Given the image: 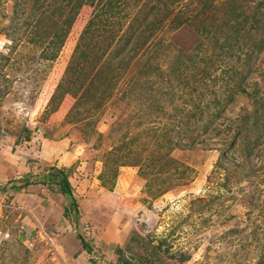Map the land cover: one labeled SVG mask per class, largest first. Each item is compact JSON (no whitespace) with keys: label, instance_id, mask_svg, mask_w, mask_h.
<instances>
[{"label":"rangeland","instance_id":"1","mask_svg":"<svg viewBox=\"0 0 264 264\" xmlns=\"http://www.w3.org/2000/svg\"><path fill=\"white\" fill-rule=\"evenodd\" d=\"M18 1L0 0V178L14 161L19 167L28 162L36 173L26 175L43 178L50 164L40 159V153L53 149L54 142V153L61 145L74 152L75 160L67 168L78 213L70 210L68 220L72 233L92 246L98 264L115 261L117 247L140 264H264V152L258 158L245 156L250 170L239 173L229 169L233 158L236 163L243 159L236 144L227 148L231 134L209 139L201 132L191 147L173 143L170 147L165 139L172 130V141H178L181 125L175 124L182 115L177 111L191 109L195 101L184 102L195 99L199 88L197 76L175 80L169 76V66L177 56L189 65L185 70L189 75L206 62L218 66L228 41L224 38L229 37L226 29L237 38L228 41L237 42L228 64L238 63L236 54L242 48L246 90L251 92L257 82L260 95L264 93V46L257 51L249 47L262 38L264 29L227 25L233 26L243 14L251 15L264 0H122L120 11L116 9L112 18L106 15L111 22H123L125 31L130 23L134 29L130 39L116 36L108 42L90 35L85 39L96 45V53L90 55L102 57L103 65L79 62L83 46L76 47L89 18L106 0L83 3L53 59L49 58L55 47L48 46L47 38L42 44L29 42L22 26L9 32ZM56 1L44 0L40 10L54 14ZM234 8L236 20L230 16ZM259 10L264 16V4ZM154 21H159L156 26ZM147 23L153 31L142 42ZM119 34L124 37L122 31ZM135 44L146 52L139 50L130 58L127 51ZM113 49L117 59L110 64ZM140 64L153 66L154 87L168 85L182 100L165 96L159 100ZM73 68L80 72L73 73ZM82 73L83 80L76 78ZM205 92L202 104L214 94L227 95L218 85ZM256 101L237 92L225 99L224 115L235 119L242 111H254ZM184 121L191 124L193 118ZM260 144L264 150V137ZM224 150L229 152L226 159ZM252 164L257 166L255 172ZM24 176L0 180V203L5 204L0 208V264H74L77 253L68 246L77 245L73 236L72 242L63 237L60 243L62 232L52 226L23 221L25 213L18 206L23 201L13 187ZM31 200L29 206L34 207L37 203ZM55 207L37 206L39 216L51 217L57 208L61 214L62 205ZM90 257L86 254L78 264H91Z\"/></svg>","mask_w":264,"mask_h":264},{"label":"trees","instance_id":"2","mask_svg":"<svg viewBox=\"0 0 264 264\" xmlns=\"http://www.w3.org/2000/svg\"><path fill=\"white\" fill-rule=\"evenodd\" d=\"M27 0H20L18 3H16L15 10L13 12V16L15 17L13 21L12 29L9 31L10 33L13 32L17 26H22L27 30L29 42L42 44L44 43V40H48V46L55 47L53 51V54L51 55V58L56 57L57 50L60 46L63 45L64 38L66 37L70 27L72 26L75 15L78 13V9L83 5L84 2H89L90 5L94 4L96 0H58V3L56 1L55 3V12L54 14H47V10L43 9L40 10L42 5L44 4V0H30L31 3H25ZM99 2V0L96 1ZM54 3V0H53ZM264 4L263 1H258V4L256 5V9H254L251 15L243 14L241 19H237L238 14L236 13V9H232V12L230 14L231 18L235 21V24L232 26L228 22V26H231L232 28L242 27L244 28L248 24H250V27H253L255 29H261L260 26L264 29V16L260 12L259 9H261V6ZM125 3L123 4L122 0H106L101 9L94 13V16L89 18L83 32L81 33V39L79 45H77L76 49L83 46V50L79 53V62L81 63H91L94 62L100 63L101 58L97 55H90V52L96 53V45L93 43V46L86 41V38L90 39L92 38H100L103 36V38L107 39L108 42L111 40H114L116 36H120L121 41H128V38L130 39L132 35V29L133 26L128 23L125 28H122L123 22H111L109 16L112 18L114 16V13L116 12V9H120L119 6L124 7ZM51 7V6H50ZM120 11V10H119ZM53 13V10H52ZM107 14V15H106ZM165 15V14H164ZM242 15V13H241ZM167 16V14L165 15ZM164 16V17H165ZM62 17V18H61ZM263 17V18H262ZM159 21L152 22V26H156ZM113 24V25H112ZM146 25V29L142 32V39L144 42L148 36H150L151 32L153 31L152 26ZM257 24V25H255ZM260 25V26H259ZM148 26V27H147ZM115 27V28H114ZM105 30L108 33L104 35L102 31ZM225 32L226 35H229V37H226L224 39L230 40V39H237L236 35L234 34V37L232 35V31L228 30ZM123 32L124 37H121V34L118 35V32ZM225 31V30H224ZM259 31V30H257ZM256 31V32H257ZM250 34V31L247 32V35ZM264 34V32H263ZM218 33L214 34L213 37H217ZM109 39V40H108ZM217 39V38H216ZM226 41L223 45V49L220 53V57L218 56L217 62H219L218 66L215 65V62L211 61V64L208 65V62H206L202 67H197V72L193 74H188V72L185 73V70L189 68V65H186L185 61L180 58V56L174 57V61L172 65L168 68V73L170 77H173L175 80L182 81L185 78V81L188 80L187 77L197 76V84L203 86L204 88L199 89L197 86L198 94L195 99H189L186 102H184L186 105L191 104L192 101H195L192 103L191 109L185 107L181 108V111H177L180 115H182L180 121L176 122L175 125L179 126L181 125V129L179 130L177 136L178 141L173 142L172 141V130H169V132L166 134V141L170 143V147L174 145V147H177L178 145L182 146H193L197 144L199 141L197 140V136L204 133L206 134L207 138L212 139L216 135H220L224 132V136H228L231 134V140L227 143L228 147L235 146L236 144V150H241L242 153L241 156L243 157L241 162L236 163V159L233 158L230 162L231 165L229 166V169L233 171V169H239V173L245 172L246 170H250L245 165V161H249L248 159L245 160V156L248 158L252 156V158H258L263 155L264 150L260 148V143L262 138L264 137V93L259 89V83H255L253 85V90L251 92H247L245 84H246V76L243 75V69L246 64V59L240 55L242 52V48L238 49L239 53L236 54L237 59L239 60L238 63L228 64L232 54H233V48L234 45L237 42L234 41L228 42ZM99 42L97 41L96 44ZM95 45V48H94ZM264 46V35L262 38L258 40L255 44H250L249 47H253L252 50L257 51L260 50ZM93 47V49H89ZM232 48V50H231ZM139 50H143L141 54L145 53L146 50L141 47V45H133V47L127 51L132 54V57L138 56ZM159 50V49H158ZM114 49L112 50V54ZM104 54V53H102ZM109 59L110 64H114L113 60L117 59L116 54H114ZM235 62V61H234ZM100 64H104V62H101ZM115 64L118 65V63L115 61ZM115 65V66H117ZM71 66H69L70 69ZM220 67L221 70L217 74L216 70ZM153 66L148 64H140V70L141 73H144V76L147 77L151 81L152 85V77L151 75H154ZM213 69V71H212ZM73 73L80 72V68L77 69L73 68ZM213 72V73H212ZM162 76V80L165 79V75L160 72V77ZM76 78L84 79V74H76ZM80 79V80H81ZM166 80V79H165ZM167 81V80H166ZM102 83L99 82L97 85L100 88V85ZM219 86L222 88V90H225L227 92V95H224L222 97L220 94H214L213 96L209 97L205 104H202L203 98L206 99V90L207 88H214L216 86ZM158 87H154L156 90H158V93L160 96L158 99H162V96H165L166 98H170L171 100H182L181 95H176L174 91H171V89H168L169 86L165 87V85H157ZM258 86V87H256ZM264 87V84L262 85ZM224 87V88H223ZM161 88V89H160ZM168 89V90H167ZM264 90V89H263ZM210 91H214L213 89ZM71 93L74 94L72 91H69L66 89L65 93ZM244 93L246 95H250L252 97H255L257 99L254 111H242L239 113V116H236L235 119L231 118L229 116L224 115V104L225 99L233 98L235 93ZM264 92V91H263ZM222 93V92H221ZM205 120L202 122V119ZM193 122L189 124L188 122L184 121L185 119H192ZM202 132V133H201ZM188 140V141H186ZM173 143V145H172ZM239 147V149H237ZM246 153V155H245ZM159 155V153H156ZM229 155L228 150H224V153H222V158L226 159V157ZM160 157V155H159ZM234 162V163H233ZM257 166L252 164V170L256 168ZM228 169V168H227ZM255 170L258 169H254ZM246 171V172H247ZM20 184L14 185V189L18 190L24 187H27L30 184H54L57 186L58 191L66 198L67 205L64 208L63 214L65 217L69 218L70 210L73 211V213H78V203L77 200L73 194L72 185L69 181V168L67 167H57V166H50L48 168V172L44 175L43 178H38L33 175H25L23 179H19ZM1 188V187H0ZM80 244L82 250H84L87 254L91 255L89 258V262L91 264H98L96 260L92 256V246L87 243V241L82 237L80 234L76 235ZM115 253L117 254V258L115 261H109L107 264H140L134 262V257H125L123 255V250L119 247L116 248ZM146 262V258L144 259Z\"/></svg>","mask_w":264,"mask_h":264},{"label":"crops","instance_id":"3","mask_svg":"<svg viewBox=\"0 0 264 264\" xmlns=\"http://www.w3.org/2000/svg\"><path fill=\"white\" fill-rule=\"evenodd\" d=\"M60 141L59 144H62ZM55 146L56 143H53V149H44V151L42 153H40L41 156V160H43L44 162H48L50 164V166H57V167H69L71 164H73L74 162V156L75 153L72 151H69L67 149H64V146L61 145L63 148L61 150H59L58 152H62L61 154L58 155H54L56 153H54L55 151ZM53 150V153H52ZM39 159V161H40ZM1 160V159H0ZM10 160V159H9ZM13 162V160H12ZM15 164L12 165H7V167L4 170V174L3 176H1L0 180L6 181L8 179H15V178H19L22 176V174L26 173H33L35 174V170L32 169L31 165L27 162V163H23L21 162V167L16 165V161H14ZM31 164L33 162H30ZM36 163V161H35ZM10 164V163H8ZM9 167H11L12 170H9ZM17 171L19 174H14V172ZM12 175V176H11ZM69 180L70 182H72V178L71 176H69ZM72 184V183H71ZM16 196H20L21 201H23V203H18L19 207L24 211V222H26L27 225H32V224H37V225H50L53 227L54 229H57L59 232H62L60 234H62L59 238L60 243H63L64 238H69V240L72 242V236L75 238L77 245H75L73 242L68 244V246L71 248V250H73V252L77 253V258L74 264H78L79 260L81 259L84 262V259L86 257V254L84 250H82L81 248V244L77 238V236L75 235V233L73 231V225L69 222V218L65 217L63 214L64 208L66 207V201H65V197L58 191L57 186L54 184H40V183H36V184H30L27 187L21 188L16 190L15 192ZM75 196V195H74ZM31 198H34V203H37V206H43L45 207L46 204L50 205V204H54L56 207L55 209L58 207L59 205H62V212L61 214L58 213V208H57V212H54L53 215H50L48 217H42L39 216V208H37V206L35 205L33 206H29V203L31 200ZM28 202V204H26ZM25 203V204H24ZM62 203V204H60ZM55 214H57L58 216H55ZM46 225V226H47ZM26 226V225H25ZM65 234V235H63ZM71 244H74V246L72 247ZM64 246V244H63ZM68 249V248H67ZM69 250V249H68ZM72 252V251H71ZM89 263V262H87Z\"/></svg>","mask_w":264,"mask_h":264},{"label":"built area","instance_id":"4","mask_svg":"<svg viewBox=\"0 0 264 264\" xmlns=\"http://www.w3.org/2000/svg\"><path fill=\"white\" fill-rule=\"evenodd\" d=\"M5 206V204H3L2 202L0 203V208L3 209V207ZM6 206H11V205H6Z\"/></svg>","mask_w":264,"mask_h":264}]
</instances>
